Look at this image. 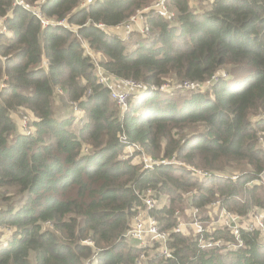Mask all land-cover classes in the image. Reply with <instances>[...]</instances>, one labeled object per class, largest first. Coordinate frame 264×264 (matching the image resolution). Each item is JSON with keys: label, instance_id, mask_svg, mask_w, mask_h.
<instances>
[{"label": "trees", "instance_id": "trees-1", "mask_svg": "<svg viewBox=\"0 0 264 264\" xmlns=\"http://www.w3.org/2000/svg\"><path fill=\"white\" fill-rule=\"evenodd\" d=\"M15 1L0 0L6 27L0 35V228L14 229L0 247V264H136L144 251L124 235L147 190L156 200L168 198L167 207L150 215L168 233L172 258L146 264H264L257 229L240 230L241 248L228 252L201 250L191 229L173 232L175 213H185L186 203L202 211L218 200L241 223L254 212L264 214V152L258 148L264 141V0H202L210 2L208 9L196 10L190 0H167L173 23L144 16L154 0L85 6L80 0H20L46 19L65 20L73 32L42 27ZM136 14L152 34L133 32L124 41V33H107ZM82 43L109 75L147 87L141 100L129 99L125 113L98 84ZM223 73L228 79L214 78L218 82L203 93L159 89L167 78L205 84ZM56 101L81 110L84 122L76 132L72 119L57 118ZM22 110L31 118L20 133L11 113ZM191 126L201 132L181 136ZM127 145L153 160L175 156L212 176L198 178L170 165L145 170L133 159L138 153L120 158ZM6 187L28 192L27 202L16 207ZM231 226L205 231L203 238L233 244Z\"/></svg>", "mask_w": 264, "mask_h": 264}, {"label": "built area", "instance_id": "built-area-1", "mask_svg": "<svg viewBox=\"0 0 264 264\" xmlns=\"http://www.w3.org/2000/svg\"><path fill=\"white\" fill-rule=\"evenodd\" d=\"M82 5H87L92 2V0H80ZM154 5L145 8L143 10V13H153L154 15L162 18V19H171L170 18V12L167 8V0H155ZM16 6L22 7L27 12H30L38 21L40 22L42 27H63L66 29H69L71 32L74 30L70 28L69 26L65 25V20H49L42 16L39 8H28L24 5V3L20 0L15 1ZM5 20L0 19V35L6 34V27L2 24ZM98 28H102L103 26L101 24L96 25ZM133 32H137L142 36H148L150 34V30L147 25H144L143 27L139 29H133L130 25L126 26V29H124V36L122 37V40H128L130 38V35ZM99 70V71H98ZM98 72L103 73V75L107 79H113L118 81L121 85H123L124 89L120 92H114L112 90H109L108 87H106L105 81L100 78L96 77V80L98 84L102 85L104 88L109 90V96L111 100L114 102H119L121 109V113H125L128 107V101L129 99L134 96H140L146 92V88L144 85H142L139 82L131 81V80H118L114 78L113 76L109 75L106 71H104L101 68H97ZM215 78H218L220 80H226L228 77H226V74L223 73L220 75V77L217 75ZM184 88H194L199 87V83H193V82H185ZM2 87V86H1ZM262 119H264V115L262 116ZM21 126L24 130H26V122L22 121ZM135 148V145H132ZM139 149V148H138ZM262 151L264 152V146H262ZM151 161V164H146L145 167H143L145 170H151L155 166L160 165H168V163H164L162 161L149 159ZM142 164V162H141ZM143 166V164H142ZM188 170L193 172L194 175L198 178L207 179L212 176V174H206L201 173L200 171H194L191 168L188 167ZM261 177V176H260ZM229 178V176L225 177ZM236 176H231L230 179H234ZM261 179H263L261 177ZM141 207H136L134 209L132 221L130 228L125 233L124 237L126 238L127 242L136 247L139 250L144 251L143 254L140 255L138 261L136 264H146L147 261H149L151 258H163V259H170L172 258L171 252L168 248V233L162 232L159 229L157 221L150 215L151 211L156 209H161L165 206H160L157 200L155 199V192L151 190H147L141 197ZM199 212L200 210L193 208L191 211V219L192 224L186 225L182 223H178L174 228L173 232H184L188 228L192 230V227L194 228L195 235L199 236L200 238V249L201 250H216L218 249L219 252L223 251H236L242 246V242L240 240V230L253 232L259 230L260 231V239L261 242L264 243V219L262 216L260 218H257V224L259 223V227L256 225H242L240 222V218L238 216H232L229 214L226 210L221 209L220 216L224 217L227 221L225 223H220L222 226H229L232 223V226L230 227V230L235 237V243L233 244H227L221 243V240H205L203 238V233L206 231L204 225L202 222L199 221ZM178 212L175 213V216H178ZM217 220L220 222V219L217 218ZM231 222V223H229ZM214 229V228H213ZM212 229V230H213ZM193 231V230H192ZM88 244V243H86ZM225 247L224 249H222ZM86 264H89L86 262Z\"/></svg>", "mask_w": 264, "mask_h": 264}, {"label": "rangeland", "instance_id": "rangeland-1", "mask_svg": "<svg viewBox=\"0 0 264 264\" xmlns=\"http://www.w3.org/2000/svg\"><path fill=\"white\" fill-rule=\"evenodd\" d=\"M154 1H153V5L155 3ZM190 3H191L190 6L192 5L191 8L193 7V8H195V10L197 8H200V7L208 9L209 4H210L209 1H202V0H190ZM145 14L146 13H144V16H145ZM172 14L173 13L170 14L171 19H169V21L171 20V22L173 23L174 22L173 21L174 20V14L173 15ZM64 24L67 25L66 23H64ZM127 25H130L133 29H139L146 24H145L143 17L141 16V14H136L133 17H131L122 27L118 28L117 33H122L121 31H123V33H124V29H126ZM150 33H151V31H150ZM130 38L128 40H125V41H129ZM82 47L85 51V54L90 58L92 64L94 65L95 76L102 78L105 81L106 87H108L109 90H112L114 92L122 91L124 89L123 85H121L116 80L107 79L103 75V73L98 72L99 70L97 71L98 67L101 68L100 67L101 58L98 55L91 53L88 50V46L85 43H82ZM214 78L215 77H211V79L206 81L205 84H200L199 87H194V88L190 87L187 89H185L183 86L184 83L187 81L179 83V82H175L176 80H174V79L167 78V80L162 84V86L159 89L163 93H166V94H177L178 93V94H182V95H187V94H190L189 92L203 93V92L211 90L210 89L211 88L210 83L218 82ZM189 82H191V81H189ZM139 83H141V82H139ZM141 84L144 85L143 83H141ZM144 87L147 89V87L145 85H144ZM57 93L59 94L60 92H57ZM143 96H144L143 94L140 95V100L143 98ZM132 97H134V96H132ZM109 98H110V96H109ZM64 103L65 102H60V101H56V103H54V106L56 107L55 109H57V111H58L57 112V118H59V119H64V118L72 119L74 126L72 125L71 131L76 132V129L78 127L77 125H82L84 122L83 118H82L81 110L78 109L77 106H75V104L66 105ZM115 106L118 110L122 109L119 105V102H115ZM119 114L121 116V113H119ZM11 117L13 120L16 121V123L18 125V131L20 133L22 132V128H21L22 121H24V123L27 122L26 130L23 129V131L27 132V127L29 128V126H28L29 121L28 120L31 118V115L28 111L22 110V111H18L16 113H11ZM200 132H201V127H199V126L185 127V129L183 130V133H181V136H184V135L190 136L191 134H194V133L196 134V133H200ZM262 146H264V141L261 142V139H260V145H258V148L262 149ZM86 150H84V151L86 152ZM135 153H138L136 156L133 157L135 162H138V163L142 162L143 167H145V165L148 163L151 164V161H149V159L151 157L149 155L142 154L138 148H135L132 145H127L125 147V149L123 150V154L121 155L120 158L122 160L128 159L129 157H131ZM162 162L168 163V165H170L172 168L188 169V166H186L183 162H181L180 160L175 158V156L163 159ZM218 175L227 176L225 174H218ZM198 181H201V180H198ZM2 191L8 193V196H11V198H12L11 200H13L16 207L22 206L28 200V192H19L17 187H6ZM161 199L165 200V201L168 200V198L166 196H159V198L157 199V202H159ZM187 199H188V196H185V199H184L185 203L187 202ZM219 204L220 203L218 200H214L208 207H206L205 209H203L202 211L199 212V215H198L199 221L203 223L207 232L212 230L213 228L215 230L220 229L222 226V225H220V223H225L227 221L223 216L221 217L219 215L220 211L222 209ZM186 205L187 206L184 209L185 211H188V210H190V208H192V206H190L188 203H186ZM4 207H5V204L1 203L0 209H2ZM180 208H181V205H179V209ZM178 213L179 214L177 217L179 218L180 223L186 224V225L192 224L190 212L183 213L182 211H178ZM261 216H262V218L264 217V214L262 212H254L252 214V216H249L245 219L242 218L241 225H244V224L256 225L257 224V222H256L257 218H260ZM217 218L220 219V222L217 220ZM204 220H206L205 223H204ZM229 223H231V222H229ZM257 227H259V223L257 224ZM192 230L194 232L193 227H192ZM186 231H190V229L188 228ZM13 232H14V229H12V228H9V229L8 228H0V247L5 246L7 244V242L11 239Z\"/></svg>", "mask_w": 264, "mask_h": 264}, {"label": "crops", "instance_id": "crops-1", "mask_svg": "<svg viewBox=\"0 0 264 264\" xmlns=\"http://www.w3.org/2000/svg\"><path fill=\"white\" fill-rule=\"evenodd\" d=\"M115 32H116V33H115ZM121 32H122V33H117V30H115V29H113V30H112V29H108V30H107V33H108L109 35H114V36L117 35L118 38H121L120 36L123 35V31H121ZM121 39H122V38H121ZM158 203H159V205L162 206V207H163V206H166V207H167L169 201H168V200L165 201V200H162V199H161ZM193 208H194V207L190 208V210H188V211H185V213H187V212H190V213H191V211H192Z\"/></svg>", "mask_w": 264, "mask_h": 264}, {"label": "clouds", "instance_id": "clouds-1", "mask_svg": "<svg viewBox=\"0 0 264 264\" xmlns=\"http://www.w3.org/2000/svg\"><path fill=\"white\" fill-rule=\"evenodd\" d=\"M227 177V176H224V178Z\"/></svg>", "mask_w": 264, "mask_h": 264}, {"label": "bare ground", "instance_id": "bare-ground-1", "mask_svg": "<svg viewBox=\"0 0 264 264\" xmlns=\"http://www.w3.org/2000/svg\"><path fill=\"white\" fill-rule=\"evenodd\" d=\"M162 98V97H161Z\"/></svg>", "mask_w": 264, "mask_h": 264}]
</instances>
